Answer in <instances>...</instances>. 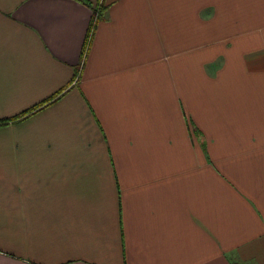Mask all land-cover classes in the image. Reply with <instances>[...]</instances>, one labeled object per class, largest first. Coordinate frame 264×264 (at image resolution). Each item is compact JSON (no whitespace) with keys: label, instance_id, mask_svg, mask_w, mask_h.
<instances>
[{"label":"crops","instance_id":"0c3cea01","mask_svg":"<svg viewBox=\"0 0 264 264\" xmlns=\"http://www.w3.org/2000/svg\"><path fill=\"white\" fill-rule=\"evenodd\" d=\"M0 264H264V0H0Z\"/></svg>","mask_w":264,"mask_h":264},{"label":"trees","instance_id":"16d2710c","mask_svg":"<svg viewBox=\"0 0 264 264\" xmlns=\"http://www.w3.org/2000/svg\"><path fill=\"white\" fill-rule=\"evenodd\" d=\"M44 106H45V104H43L41 107H44ZM41 107H40V108H41Z\"/></svg>","mask_w":264,"mask_h":264}]
</instances>
